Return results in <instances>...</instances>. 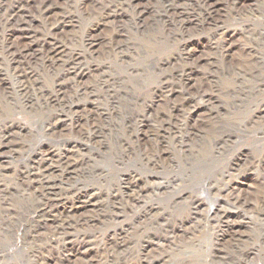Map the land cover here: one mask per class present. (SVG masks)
I'll return each mask as SVG.
<instances>
[{
  "label": "rangeland",
  "instance_id": "rangeland-1",
  "mask_svg": "<svg viewBox=\"0 0 264 264\" xmlns=\"http://www.w3.org/2000/svg\"><path fill=\"white\" fill-rule=\"evenodd\" d=\"M235 1L69 0L52 66L35 0H0V264L85 236L76 264H264V0Z\"/></svg>",
  "mask_w": 264,
  "mask_h": 264
},
{
  "label": "bare ground",
  "instance_id": "bare-ground-1",
  "mask_svg": "<svg viewBox=\"0 0 264 264\" xmlns=\"http://www.w3.org/2000/svg\"><path fill=\"white\" fill-rule=\"evenodd\" d=\"M62 4H59V0H42V1H37L35 0V3L33 4V6H36L37 9L39 11H41L43 18H45L46 22L48 23V27L50 29V37L48 38L47 41L44 42V45L41 48V53L43 54L44 59L46 60V62H48L50 65L52 66H62L63 61L66 60V58L68 57V50H69V46L71 44V40L72 38L67 36L65 39L60 37V34L63 32H67L68 30H70L71 28H74V18L73 16L70 14L69 12V0H60ZM240 0L235 1V10L237 12V15L239 17H243L246 12V10L251 11V8L249 9L250 4H246L242 1L239 4ZM24 3V2H23ZM28 4H31V2ZM230 4V3H229ZM239 4V5H238ZM23 6V5H22ZM233 6V7H234ZM24 10V9H23ZM37 11V10H36ZM233 12V11H232ZM39 18V17H38ZM235 18V17H234ZM237 18V17H236ZM40 19V18H39ZM242 19V18H241ZM21 21V20H20ZM18 22V21H17ZM6 23V22H5ZM8 26V25H7ZM15 26V25H14ZM22 25H16L12 31L9 33L8 35V39L7 42H9L8 44V48H7V54H11L16 58H21L22 56H28L31 53H33L34 48L32 47L31 44H29L28 46L25 45V47L20 48L17 43L20 40H27L29 39V41L32 43L31 39L32 37L24 34H20L18 32H16L15 30H17V28H20ZM77 28V27H76ZM6 30V29H5ZM31 30V29H30ZM19 31V30H18ZM20 31H25L23 29V27L21 28ZM22 33V32H21ZM39 34V33H38ZM37 34V35H38ZM5 35V34H4ZM240 39V38H239ZM224 40V39H223ZM5 41V40H4ZM225 41V40H224ZM223 41V42H224ZM36 42V41H35ZM7 44V43H6ZM35 44V43H34ZM250 45V44H249ZM219 46V45H218ZM71 47V46H70ZM244 49V48H243ZM37 51V50H36ZM193 51V50H192ZM225 51V50H224ZM4 52V51H3ZM5 53V52H4ZM36 57V56H35ZM42 58V57H41ZM80 59V58H79ZM13 60V59H12ZM207 60V59H206ZM30 61V60H28ZM21 62V61H20ZM69 63V62H68ZM27 66V65H26ZM68 66V65H67ZM11 67V66H10ZM69 67V66H68ZM18 68V67H17ZM72 68V67H71ZM17 71V70H16ZM19 72V71H18ZM32 73V72H31ZM37 73V72H36ZM61 73V72H60ZM83 73V72H81ZM20 74V73H19ZM22 74V73H21ZM20 74V75H21ZM27 76H25V75ZM24 74L21 75V77H23L24 79H32V75L34 74H28L24 72ZM15 76V75H14ZM22 79V78H20ZM26 81V80H25ZM21 84V83H20ZM19 86V85H18ZM14 87V86H13ZM12 87V88H13ZM25 86L22 83V86H19V89H23ZM29 88V87H28ZM22 90H19V92ZM205 95V94H204ZM198 96V95H197ZM263 118V117H262ZM264 166V163H263ZM264 170V169H263ZM262 170V171H263ZM264 172V171H263ZM264 176V175H263ZM259 179V178H258ZM264 179V178H263ZM264 183V182H263ZM227 187V186H226ZM226 189V188H225ZM211 193V191L209 192ZM211 195V194H210ZM229 197V196H227ZM231 197V196H230ZM93 195H92V199H93ZM91 199V197H90ZM89 199V200H90ZM240 199V198H239ZM237 199V200H239ZM140 200V199H139ZM233 200V199H232ZM241 200V199H240ZM142 201V200H141ZM228 201V199H227ZM140 202V201H139ZM200 202V201H199ZM238 202V201H237ZM236 202V204H237ZM228 203V202H227ZM235 203V202H234ZM90 204V203H89ZM199 204V203H198ZM201 204V203H200ZM229 205V204H228ZM201 207V206H200ZM74 208V207H73ZM216 212L214 214H216L215 217L213 216H209L208 213L205 214L207 216L208 221L210 222H218V224H223L226 225V221L225 219H227L228 214L226 213L227 211H225V207H221L220 209H216ZM206 218V217H205ZM205 220V219H204ZM206 221V220H205ZM226 222V223H225ZM236 223H234L235 225ZM227 226V225H226ZM226 234H228L229 232L232 231L233 228L230 227H226ZM230 226V225H229ZM58 229V228H57ZM233 231H235L233 229ZM237 233V231H236ZM87 234V233H86ZM85 234V235H86ZM231 234V233H230ZM89 235V234H88ZM91 235V234H90ZM55 236V233L54 235ZM236 236V235H235ZM56 237V236H55ZM86 237V236H85ZM83 238L81 240H78L76 242H66L63 244V242H59V238L57 240H54L53 243H59L62 247L61 249V253L59 258H60V263L59 264H76L79 262H82L87 254L91 251L92 252V247L95 246V241H90L87 238ZM80 238V237H79ZM82 238V237H81ZM77 240V237L75 238ZM97 238H95L96 240ZM61 241V240H60ZM63 241V240H62ZM75 241V240H74ZM97 241V240H96ZM154 247V246H153ZM60 248V246H59ZM146 251V250H145ZM91 254V253H90ZM145 254V253H144ZM143 256V255H142ZM142 258V257H140ZM153 257L150 256L149 252H147L145 254V256L143 257L142 263L144 264H157L160 263V260L154 259L152 260ZM162 261V260H161ZM86 262V261H85ZM156 262V263H154ZM141 264V263H140Z\"/></svg>",
  "mask_w": 264,
  "mask_h": 264
}]
</instances>
